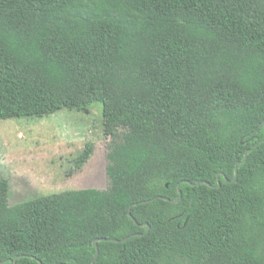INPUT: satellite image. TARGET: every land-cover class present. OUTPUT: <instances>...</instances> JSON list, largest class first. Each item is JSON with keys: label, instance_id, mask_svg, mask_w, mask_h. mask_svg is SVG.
Here are the masks:
<instances>
[{"label": "trees", "instance_id": "trees-1", "mask_svg": "<svg viewBox=\"0 0 264 264\" xmlns=\"http://www.w3.org/2000/svg\"><path fill=\"white\" fill-rule=\"evenodd\" d=\"M95 103L109 186L0 205V264H264V0H0V120Z\"/></svg>", "mask_w": 264, "mask_h": 264}, {"label": "rangeland", "instance_id": "rangeland-1", "mask_svg": "<svg viewBox=\"0 0 264 264\" xmlns=\"http://www.w3.org/2000/svg\"><path fill=\"white\" fill-rule=\"evenodd\" d=\"M110 141L101 103L46 117L0 120V178L5 181L0 205L68 189H106ZM88 142L94 144L93 155L77 169L76 159Z\"/></svg>", "mask_w": 264, "mask_h": 264}, {"label": "water", "instance_id": "water-1", "mask_svg": "<svg viewBox=\"0 0 264 264\" xmlns=\"http://www.w3.org/2000/svg\"><path fill=\"white\" fill-rule=\"evenodd\" d=\"M259 142H261V141H259ZM258 142V143H259ZM257 143V144H258ZM257 144H255L254 146H253V148L257 145ZM236 175H237V168H236ZM202 183H205V184H208L207 182H205V181H203ZM219 185H220V183H219ZM128 213H129V215H131V207H129V211H128ZM141 233H136V234H134V235H132V236H135V235H140ZM130 237H126V238H124V239H110V240H112V241H115V242H123V241H126V240H128ZM99 240H109V239H106V238H102V239H97V240H95L94 241V245H95V247H96V255H95V257H94V260L93 261H95L96 260V258L98 257V254H99V248H98V241ZM40 263H41V261H39Z\"/></svg>", "mask_w": 264, "mask_h": 264}]
</instances>
